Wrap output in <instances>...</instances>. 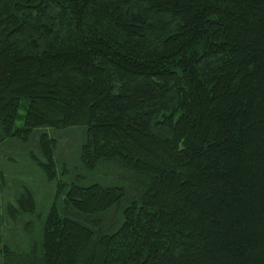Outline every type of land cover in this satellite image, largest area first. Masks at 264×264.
<instances>
[{
  "label": "trees",
  "instance_id": "1",
  "mask_svg": "<svg viewBox=\"0 0 264 264\" xmlns=\"http://www.w3.org/2000/svg\"><path fill=\"white\" fill-rule=\"evenodd\" d=\"M37 131L55 193L0 264H264V0H0V143Z\"/></svg>",
  "mask_w": 264,
  "mask_h": 264
},
{
  "label": "rangeland",
  "instance_id": "2",
  "mask_svg": "<svg viewBox=\"0 0 264 264\" xmlns=\"http://www.w3.org/2000/svg\"><path fill=\"white\" fill-rule=\"evenodd\" d=\"M56 140L55 158L59 172L66 181L84 174L78 158L83 138L81 128L65 130H43ZM39 131L34 133L27 143L5 140L0 143V247L1 242L22 246L25 238L37 236L45 214L55 193V181H48L35 165L31 155L40 156L37 147ZM114 168V167H113ZM99 171L102 172L100 169ZM101 177L112 178L109 170ZM29 190L35 200L36 212L32 215H20L15 218L10 206H17V199Z\"/></svg>",
  "mask_w": 264,
  "mask_h": 264
}]
</instances>
